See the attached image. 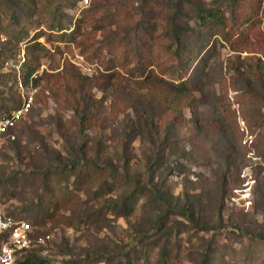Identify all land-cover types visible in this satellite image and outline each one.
Listing matches in <instances>:
<instances>
[{"label":"rangeland","instance_id":"obj_1","mask_svg":"<svg viewBox=\"0 0 264 264\" xmlns=\"http://www.w3.org/2000/svg\"><path fill=\"white\" fill-rule=\"evenodd\" d=\"M30 3L0 0V106L31 98L0 144V208L38 240L19 259L264 264V0Z\"/></svg>","mask_w":264,"mask_h":264},{"label":"trees","instance_id":"obj_2","mask_svg":"<svg viewBox=\"0 0 264 264\" xmlns=\"http://www.w3.org/2000/svg\"><path fill=\"white\" fill-rule=\"evenodd\" d=\"M32 0H24V3L26 5H30ZM229 7L232 8V13H234V15H246V13H248V11H253L254 13H257V9L255 8V5L258 3V0H226ZM58 9V8H57ZM55 10L56 12L58 10ZM199 17L201 19V24L204 25H209L212 24L213 22V18H218L217 20L220 19V17L217 15V13L214 11L213 8H211L209 11H204L202 8L199 9L198 11ZM250 21V19H244L243 23H248ZM26 23V20L23 18H18L17 20L13 19L10 20L8 23V28L10 29V32L13 36H16L17 40L20 41L21 37L23 35V33L25 32L24 28H23V23ZM2 24V22L0 23ZM54 26H60L61 27V20L55 22L53 24ZM236 25V24H235ZM65 33V32H63ZM41 34H38L36 37H39ZM63 35L66 34H60V35H55V37H63ZM176 39H178L179 41V46L176 50L171 49V46L166 47V49H168L170 52H172L174 55H176V57L178 58V60L180 62H187L189 58H191V56L194 54V49L195 47L190 46V43L182 36L177 35ZM39 64L35 63L33 60H27V62L24 63L23 66V80L25 81V83L28 82L30 76L36 72L37 70H39ZM178 70H176L175 73H177ZM180 72V71H179ZM179 74V73H178ZM175 75V74H174ZM184 73H180V77H182V79H184L182 82L180 83H175L174 81L171 80L170 84L173 87H178L180 89H184V90H191L192 89V82L190 80V78H185ZM34 83H32V85L37 86L38 84V76L34 77L33 79ZM186 92V91H185ZM20 103H16L13 100H9L6 101L5 103H2L0 106V113L2 112H6L7 114H11L12 110L17 109L20 107ZM11 130V129H10ZM87 165H91V163H86ZM77 167H83L81 164ZM75 167L71 166V169H74ZM85 168V167H83ZM87 171V170H85ZM50 184H54V181H51ZM55 195L53 190H50L46 196V211L49 212V207L52 204V199L53 196ZM8 214H12L10 212H8ZM25 251H22L19 253L18 255V264H47L46 260L38 257V256H27V258L23 261H21L19 259L20 255L23 254ZM131 260L129 259H124V261L122 262V264H131Z\"/></svg>","mask_w":264,"mask_h":264},{"label":"built area","instance_id":"obj_3","mask_svg":"<svg viewBox=\"0 0 264 264\" xmlns=\"http://www.w3.org/2000/svg\"><path fill=\"white\" fill-rule=\"evenodd\" d=\"M30 101L31 98L26 99L23 105L12 110L11 114L0 113V144L7 137L15 138L9 130ZM31 233L32 226L27 220L15 218L0 208V264H18L19 253L34 247L38 241L31 237Z\"/></svg>","mask_w":264,"mask_h":264}]
</instances>
